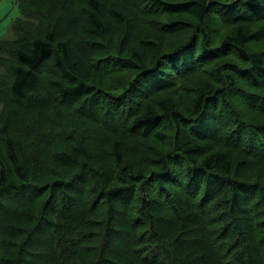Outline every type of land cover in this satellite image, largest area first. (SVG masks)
I'll use <instances>...</instances> for the list:
<instances>
[{"label": "trees", "instance_id": "16d2710c", "mask_svg": "<svg viewBox=\"0 0 264 264\" xmlns=\"http://www.w3.org/2000/svg\"><path fill=\"white\" fill-rule=\"evenodd\" d=\"M12 1L13 38L0 39V264H264V0ZM204 74L189 103L161 95ZM48 97L133 148L63 135L74 148L51 155L55 135L29 125L24 143L19 110ZM39 152L64 175L45 179Z\"/></svg>", "mask_w": 264, "mask_h": 264}, {"label": "rangeland", "instance_id": "374dc122", "mask_svg": "<svg viewBox=\"0 0 264 264\" xmlns=\"http://www.w3.org/2000/svg\"><path fill=\"white\" fill-rule=\"evenodd\" d=\"M133 0H110L112 3H125L129 2L131 4H135L137 7H139V3L135 2ZM19 16V10L16 5V3L12 0H2L0 4V39L3 38H13V35L11 33V25L12 22ZM221 16L213 15L211 16L208 31L210 33V36L214 43H219L221 38H223V30L226 25H223V21H221ZM257 18V16H255ZM258 22V23H256ZM255 23L260 25L261 27L264 26V18L259 20L257 19ZM227 27V26H226ZM149 28V27H148ZM152 29V28H149ZM191 33V32H190ZM189 33V34H190ZM186 34H188L186 32ZM250 51L253 53H260L263 49V44L261 42H254L251 43L249 46ZM46 72V71H45ZM0 75H7V71L3 68H0ZM49 75V74H45ZM44 77V75H43ZM48 77V76H45ZM110 78H108V81H113L116 78L121 79L123 77L122 74L117 73H111L109 75ZM208 75H199L196 77H188L185 80H177L174 84L175 86L171 89L165 90L161 93L162 96L164 95H170L172 97H175L177 100L182 103H189L191 100V92L188 90V88L192 87L193 83L196 80L199 79H205ZM44 95L49 96L51 95V92L47 89L42 91ZM232 96V95H231ZM234 101L238 108L243 109V105L241 102H243L240 98L235 95ZM9 97L8 94H6V98ZM160 97L157 96L156 98ZM46 101V104L34 108L33 110H27L24 111L20 109V117H21V130L19 135V138L24 140V143L31 144L29 137L27 136V133L24 132L28 127H33V129L36 128V130H40V132L44 134H50L52 133L55 135V140L53 142H48L44 144V146H47L49 148H52V154H56L57 152H65L70 151L74 148L75 142L72 144L65 141L64 138H62L63 135H67L70 139H73L74 141H77L78 143H88L90 148L93 147L95 149H103L105 148V143H103L108 138H113L115 141H122L126 143H130L129 146L133 148L134 141H131V137H129L124 131L119 130L117 128L112 129L111 127L104 126V121L100 120L99 118H89L84 113L81 112L79 109V106L72 105L71 108H68L64 105H59V102H49ZM16 109H19L15 106ZM1 109V107H0ZM228 115V114H227ZM230 119V118H229ZM227 121V119H226ZM230 121V120H228ZM122 128H124V124L122 125ZM227 133V132H226ZM167 135H172L173 132L171 130H168L166 132ZM228 134V133H227ZM161 148L164 149L163 145ZM27 150L30 152V149L27 147ZM39 158H40V164L41 167H45L43 162L46 160V170H49L48 176L44 177L45 179H51L49 178L50 173H53V169L55 170V174H57L59 177L63 176L65 173L64 171H61L59 165L56 162L49 161L51 159V156L48 158H45L41 152H39ZM55 158V157H54ZM258 171L253 172V178L258 179ZM188 215V214H187ZM193 239H196L198 237H195V235L192 237ZM202 239V238H201ZM190 244V243H189Z\"/></svg>", "mask_w": 264, "mask_h": 264}]
</instances>
